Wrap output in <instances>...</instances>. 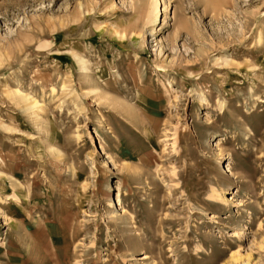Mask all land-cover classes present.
Segmentation results:
<instances>
[{
    "label": "rangeland",
    "instance_id": "rangeland-1",
    "mask_svg": "<svg viewBox=\"0 0 264 264\" xmlns=\"http://www.w3.org/2000/svg\"><path fill=\"white\" fill-rule=\"evenodd\" d=\"M152 5L0 0V264H264V0Z\"/></svg>",
    "mask_w": 264,
    "mask_h": 264
},
{
    "label": "bare ground",
    "instance_id": "bare-ground-1",
    "mask_svg": "<svg viewBox=\"0 0 264 264\" xmlns=\"http://www.w3.org/2000/svg\"><path fill=\"white\" fill-rule=\"evenodd\" d=\"M149 1V3H150V7H151V11H149V18H152V16L154 15V10H155V8H153L154 7V5H152V2L154 1V0H148ZM157 8V7H156ZM154 18V17H153ZM151 20V19H150ZM164 82V81H163ZM166 83V82H165ZM227 202H228V200H227ZM236 264H251V263H249V262H244V263H240V262H237Z\"/></svg>",
    "mask_w": 264,
    "mask_h": 264
}]
</instances>
